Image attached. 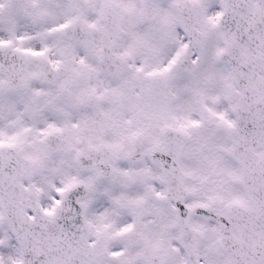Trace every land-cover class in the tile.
Returning <instances> with one entry per match:
<instances>
[{
	"label": "snow or ice",
	"instance_id": "6c2138e0",
	"mask_svg": "<svg viewBox=\"0 0 264 264\" xmlns=\"http://www.w3.org/2000/svg\"><path fill=\"white\" fill-rule=\"evenodd\" d=\"M0 264H264V0H0Z\"/></svg>",
	"mask_w": 264,
	"mask_h": 264
}]
</instances>
